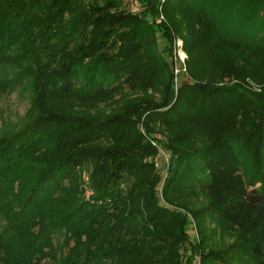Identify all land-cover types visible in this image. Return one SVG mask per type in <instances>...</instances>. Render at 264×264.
Segmentation results:
<instances>
[{
  "label": "trees",
  "instance_id": "1",
  "mask_svg": "<svg viewBox=\"0 0 264 264\" xmlns=\"http://www.w3.org/2000/svg\"><path fill=\"white\" fill-rule=\"evenodd\" d=\"M140 1L0 0V264H264V0Z\"/></svg>",
  "mask_w": 264,
  "mask_h": 264
},
{
  "label": "rangeland",
  "instance_id": "2",
  "mask_svg": "<svg viewBox=\"0 0 264 264\" xmlns=\"http://www.w3.org/2000/svg\"><path fill=\"white\" fill-rule=\"evenodd\" d=\"M99 2H104L105 0H97ZM122 8H125L127 10H130V4L127 0H117ZM178 41L182 42V47H180ZM185 51L187 57L185 58V62L182 63L183 67L187 68L188 74V59L189 54L188 51L185 48V42L184 39L180 36H175L173 40L172 45V62L173 60L178 57L177 52L179 47ZM183 74V73H182ZM179 79H181L182 75H178ZM251 84L253 83L250 81ZM174 83L176 84V80L174 77ZM32 99V90L31 88L26 85L22 84L18 86L16 89L11 90L8 93H5L0 98V134H4L6 132L15 131L21 128L24 125L25 122V115L30 107ZM158 193H161V183L157 187ZM206 202L204 200L203 202L197 204V206L203 205V203ZM191 227H190V236L192 240H196L198 243L201 242V234L200 229L198 226V222L196 218L190 214L189 215ZM207 230L211 232V238L209 236V242L206 244L207 247L214 248V249H223L227 245L231 244L234 241V237L229 236V233H224L220 227H218V224L215 222L208 221L207 222ZM184 254H186V250L184 249ZM188 253L186 254V256ZM186 258V257H185ZM250 260L247 259L245 263L249 262ZM191 264H201V256L198 254L197 257L194 258Z\"/></svg>",
  "mask_w": 264,
  "mask_h": 264
},
{
  "label": "built area",
  "instance_id": "3",
  "mask_svg": "<svg viewBox=\"0 0 264 264\" xmlns=\"http://www.w3.org/2000/svg\"><path fill=\"white\" fill-rule=\"evenodd\" d=\"M130 4V10L135 12V13H140L143 12L145 9V6L142 4V2L140 0H127ZM160 18H164V14L161 11L160 13ZM177 43H179L180 47H182V42L178 41ZM179 47V46H178ZM179 47L177 55L178 57H176L173 62H172V67H173V71H174V77L176 80V86L179 84V77L178 75H183L186 74L185 72H187V68L183 67L182 63L185 62V58L187 57L186 53L184 50H182ZM183 73V74H182ZM170 155L168 153V151L164 150L163 148H160L159 150V154L157 155L156 158H154L155 160V166L158 170H160V172H163V176H162V182H161V195H162V187L165 181V178L167 176V169L169 166V161H170ZM153 160V159H152ZM88 193L90 194L91 191L89 190Z\"/></svg>",
  "mask_w": 264,
  "mask_h": 264
}]
</instances>
